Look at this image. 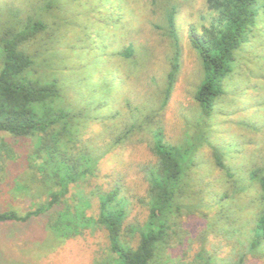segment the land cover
I'll return each mask as SVG.
<instances>
[{"label": "rangeland", "instance_id": "rangeland-1", "mask_svg": "<svg viewBox=\"0 0 264 264\" xmlns=\"http://www.w3.org/2000/svg\"><path fill=\"white\" fill-rule=\"evenodd\" d=\"M162 1L134 0V5L132 0H0V37L28 31L30 24L44 26L20 47L33 58L25 77L56 83L62 96L56 106L70 114L80 111L69 124L73 131L86 130L82 147L87 145L94 152L89 140L92 135L96 148L105 149L106 134L117 139L125 126L130 129L133 123L125 104L129 100L149 102L151 94L164 89L162 83L152 80L167 76L175 51L162 36L167 32ZM139 2L150 7L142 23L134 19L138 9H143ZM170 6L177 11L180 69L170 100L158 109L156 122L163 127L167 141L183 144L188 125L192 129L201 119L196 115L195 95L205 79L203 61L190 34L192 30L203 33L214 15L206 10V0H172ZM255 10V22L235 53L206 133L226 166L222 172L228 184L217 198L242 183L249 190L224 198L222 206L210 203L205 209L185 211L171 245L158 255L159 261L170 256L177 264H199L203 253L199 256L198 251L205 245L209 254H204V259H214L212 264L240 262L241 255L245 256L241 264H264V251L246 254L247 239L239 235V230L248 229L247 220L251 221L257 204V193L251 190L252 180L246 174L257 165V150L261 154L258 166L264 164V0H259ZM134 39L153 53L143 68H136L142 66L141 60L133 67L134 51H138ZM1 54L0 43V72ZM135 75L139 84L133 83ZM144 132H135V137L104 157L101 152L96 154L101 160L95 176L84 182L83 169H79L81 155H68V147H56L47 154L49 159L39 149L37 138L0 131V214L15 211L23 217L31 212L26 222L0 223V264H113L117 256L111 251L107 230L98 225L86 229L82 220L74 219L73 206L77 210L82 206L87 217L97 219L99 195L116 186L121 188V197L130 200L123 241L136 246L139 234L132 228H142L149 215L147 207L139 203V198L147 195L145 170L156 163L148 129ZM204 152L209 154L210 148L197 150L190 168L194 172L205 168L216 171V164ZM96 157L90 162L89 157L82 159L83 164L95 165ZM75 172L78 182L51 207L49 193L56 189L55 182L67 185ZM210 178V192H215L217 179Z\"/></svg>", "mask_w": 264, "mask_h": 264}, {"label": "trees", "instance_id": "trees-1", "mask_svg": "<svg viewBox=\"0 0 264 264\" xmlns=\"http://www.w3.org/2000/svg\"><path fill=\"white\" fill-rule=\"evenodd\" d=\"M133 1L132 4H134ZM135 1L137 2V0ZM171 1H162V9L166 18L165 29L167 30L162 36L167 39L165 41H167L168 48L175 51L174 62L172 69L164 79L152 80L154 84L162 83L164 89H159V92L155 90L156 93L151 94V101L149 102L143 100L144 102L141 101L138 105L129 100V103L125 106L129 107L128 112L130 119L133 121L130 129L126 125L117 139L110 133L106 134L109 135V140L106 142V148H101V151L96 148L95 136L92 135H90L92 138L89 137V140L93 145L94 152L87 145H84L85 149H83L81 144L83 139L81 141V138H83L86 130L82 127L81 130L73 131L71 129L72 124H69V120L78 117L80 111L70 114V112L67 113L64 109L56 106L57 101L62 100L61 92L56 83L45 84L25 77L26 72L33 64V58L21 50L20 47L34 37L44 26L40 23L30 24L28 31L14 35L6 34L0 37L3 63L0 72L1 132H8L15 137L37 138L40 145L39 149L43 150L47 158H51L47 154L56 147H68L66 150L68 155H81L79 169H83L85 182L94 177L97 171V164L101 159L99 160L96 154L101 152L104 157L115 146L135 137V132L142 133L145 129H148V137L152 139L150 150L156 163L145 170L147 195L145 198H139V203L147 207L149 215L142 228H132L133 232L137 231L139 234L136 246H133L132 242L127 240L123 241V225L129 213L130 200L127 196L121 197L120 186L114 187L108 193L102 192L99 195L97 219L87 217L84 214L85 211L82 210V206L77 210L72 204L73 209L79 211L76 213L74 210V219L79 218L80 222L82 220L86 229H93L94 225H98L107 230L111 251L117 256L113 264H177L170 256L166 258L165 262L159 261L158 255H161L162 250L171 245L173 234L178 232L176 228L179 227L180 217L183 213L192 211L191 208H208L210 203L211 205L215 203L222 206V204H225L224 198L227 197L226 200H229L237 195V192L249 190V186L242 183L237 190L225 191L222 197L217 198L218 192L223 191L228 184L222 172L226 166L223 164L217 148L207 140L208 135L206 133L209 132L210 122L208 120L215 114L216 100L223 96V81L235 61V53L244 43L246 35L255 22V8L259 0H206V10L214 15L212 24L210 27L205 28L201 34L196 33L194 30L190 34L192 45L199 51L204 65L205 79L198 87L195 95L198 107L196 115L201 119L192 129L188 125L186 139L183 144H173L167 141L163 127L156 122L159 115L157 113L158 109L166 107L170 100L180 69L181 48L177 26V11L171 8ZM139 3L143 6V9H138L139 13L134 15V19L142 23L147 19L145 12L150 7H148L147 2ZM136 44H138V51H134V55L137 54V57L134 59L133 67L141 60L143 62L142 66L136 68H143L144 65L148 64L149 54L153 55V53L149 47L134 39L133 45L135 47ZM146 80H148V77ZM133 83L139 84L136 81V75L133 78ZM144 133L142 134L144 135ZM206 146L210 148V152H208L209 154L204 152L205 157L216 164V171L209 172L211 170L208 171V168H205L203 172H194L190 168L192 156L197 150L204 149ZM1 155L0 163L3 164ZM260 156L261 154L257 150V165L246 171V174L252 180L250 183L251 190L257 193V204L255 205V201L251 202L255 205V209L251 221L247 220L248 229L246 231L239 230V235L244 236L248 242L244 246L246 254L247 252L264 251V164L258 166ZM87 157H89L88 162L96 157V164L93 166L83 164L82 159H87ZM209 177L217 179L215 192H210L211 182L208 180ZM227 177L233 176L227 173ZM200 178L203 181L197 180ZM62 182L57 180L55 182L56 189L53 190L52 194L49 193L51 207L61 197L65 196L68 190L70 192L73 184L78 182L76 172L74 176L69 177L67 185L60 184ZM245 185L248 188L244 187ZM226 211L227 209L224 212ZM30 214L31 212L27 216L21 217L15 211L1 213L0 223L26 222ZM68 225L70 228L73 227L71 223H68ZM53 227L59 230L58 226ZM201 252L203 258L200 256ZM204 254H209L205 245L198 251L199 264L205 260ZM244 257L243 255L239 256L240 262H234L233 264H241ZM211 259H206L204 264H212L214 259ZM179 264L194 263L182 262Z\"/></svg>", "mask_w": 264, "mask_h": 264}]
</instances>
